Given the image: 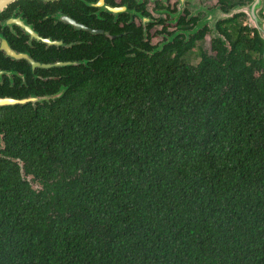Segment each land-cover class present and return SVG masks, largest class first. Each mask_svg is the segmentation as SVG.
I'll return each instance as SVG.
<instances>
[{"label":"trees","instance_id":"trees-1","mask_svg":"<svg viewBox=\"0 0 264 264\" xmlns=\"http://www.w3.org/2000/svg\"><path fill=\"white\" fill-rule=\"evenodd\" d=\"M224 37L196 65L123 37L0 108V264H264L263 43Z\"/></svg>","mask_w":264,"mask_h":264},{"label":"flooded vegetation","instance_id":"flooded-vegetation-1","mask_svg":"<svg viewBox=\"0 0 264 264\" xmlns=\"http://www.w3.org/2000/svg\"><path fill=\"white\" fill-rule=\"evenodd\" d=\"M240 10L264 26V0H0V99L34 107L63 95L69 67H89L123 37L132 48L153 54L171 45L184 57L207 41L211 55L213 40L257 32Z\"/></svg>","mask_w":264,"mask_h":264},{"label":"water","instance_id":"water-1","mask_svg":"<svg viewBox=\"0 0 264 264\" xmlns=\"http://www.w3.org/2000/svg\"><path fill=\"white\" fill-rule=\"evenodd\" d=\"M241 12L247 13L250 16L249 12H247L246 10H242ZM250 21L252 23V26L257 29V35L260 41L263 43L261 59L263 61V69H264V26H261L260 24H258V21L255 19L253 15L250 16ZM57 97H59V95L51 96L50 98L55 99ZM44 99L48 100L49 98H44ZM29 101H31V99H23V100L0 99V106L24 105ZM19 169H20L21 177L23 178L24 174H23V169H22L21 164H19ZM27 179H29V177Z\"/></svg>","mask_w":264,"mask_h":264},{"label":"rangeland","instance_id":"rangeland-1","mask_svg":"<svg viewBox=\"0 0 264 264\" xmlns=\"http://www.w3.org/2000/svg\"><path fill=\"white\" fill-rule=\"evenodd\" d=\"M240 11H242V10H240ZM227 16H230V14L227 15ZM248 23H249V25H250L251 27H253V26H252V23H251V21H250V17H249ZM208 48H209V44H208V42L206 41V42L202 45V49H203L204 51H206L207 53H210V51H209ZM195 50H196V49H195ZM196 52H197V51H194L193 53L191 52L190 54L186 55V56L184 57V60H185L187 63L191 64V65H196V64L198 63V61H199V57H198V54H197ZM34 187H36V185H34Z\"/></svg>","mask_w":264,"mask_h":264}]
</instances>
